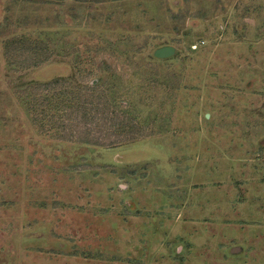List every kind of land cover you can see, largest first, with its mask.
<instances>
[{"label": "rangeland", "instance_id": "1", "mask_svg": "<svg viewBox=\"0 0 264 264\" xmlns=\"http://www.w3.org/2000/svg\"><path fill=\"white\" fill-rule=\"evenodd\" d=\"M95 77L136 135L37 127ZM0 264H264V0H0Z\"/></svg>", "mask_w": 264, "mask_h": 264}, {"label": "trees", "instance_id": "2", "mask_svg": "<svg viewBox=\"0 0 264 264\" xmlns=\"http://www.w3.org/2000/svg\"><path fill=\"white\" fill-rule=\"evenodd\" d=\"M24 49L18 56L23 61L20 63L21 69L39 67L48 63L47 61L51 58L45 45L28 47L26 44ZM90 74L95 73L90 72ZM98 81L100 78L95 77L93 83L75 82L73 86L70 78H56L30 85L24 91L25 97L29 99L28 109L32 111L36 105L43 106L39 114H35L38 121L43 119L45 122L39 124L36 118L32 120L37 127L42 125L41 128H43L44 123H47L52 128L58 129L60 133L68 131V136L58 135V138L61 136L59 138L61 140L78 141L83 144L112 145L123 141L128 136L136 135L137 124L129 130L133 132L132 134L130 132L131 135L126 130L133 120L127 112H120L117 105V101L121 102L119 96L116 92H112V87L104 86L103 81L101 85H96ZM108 128L120 130L116 136H96L97 132Z\"/></svg>", "mask_w": 264, "mask_h": 264}, {"label": "water", "instance_id": "3", "mask_svg": "<svg viewBox=\"0 0 264 264\" xmlns=\"http://www.w3.org/2000/svg\"><path fill=\"white\" fill-rule=\"evenodd\" d=\"M173 51H174L173 47H171V46H163V47L158 48L154 52V55L156 57H162V56L171 54Z\"/></svg>", "mask_w": 264, "mask_h": 264}]
</instances>
